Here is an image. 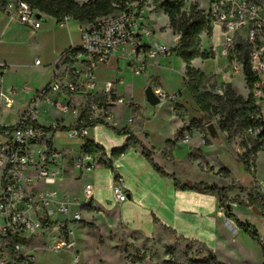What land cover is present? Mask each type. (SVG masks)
Wrapping results in <instances>:
<instances>
[{"label": "built area", "instance_id": "obj_1", "mask_svg": "<svg viewBox=\"0 0 264 264\" xmlns=\"http://www.w3.org/2000/svg\"><path fill=\"white\" fill-rule=\"evenodd\" d=\"M117 7L111 14L82 23L79 46L70 47L60 57L61 73L36 90L17 120L0 131V233L8 238L0 244V264H45L37 252L39 247L33 244L41 242L43 249L54 252L66 250L75 236L72 225L82 222L85 212L105 216V210L92 203V183L84 185L81 196L61 189L68 160L66 151L55 143V133L68 126V135L83 142L94 121L108 122L113 118L114 106H140L134 97L117 95L121 78L105 81L98 92L99 66L117 58L126 61L130 70L139 75L146 71L150 58L173 54L165 43H145L144 38L151 36L153 30L138 8ZM0 10L7 15L9 24H21L31 32L41 29L44 19L53 18L25 0H0ZM206 15L205 32L212 37V51L225 59L221 73L229 69L231 75H242L245 80L244 98L251 105L242 117L245 125L241 132L253 142L237 145L234 150L244 159L249 155L248 170L255 173L251 164L257 151L249 150H264V4L252 0H210ZM70 18L66 15L59 21L54 19L64 27ZM75 49H79L78 54L66 60ZM35 64H41V59L36 58ZM225 84L218 88V93L224 94ZM23 90L27 92L29 88L25 86ZM153 90L160 98L159 104L169 97L162 87ZM18 94V88L5 87L0 81V111L3 107L14 108ZM103 94L107 95L105 100L100 97ZM42 104L47 106L45 111L58 110L73 116V121L66 125L63 118L56 117L50 124H43L39 118ZM86 122L89 125L78 127ZM133 122V116L129 117L128 124ZM214 124L220 132L217 122ZM202 143L207 144L205 138ZM83 144L74 158V168L80 172L100 164L97 155L85 151ZM113 193L118 204L128 200L119 175L114 178ZM232 207L230 202L220 205L218 212L236 231L238 227L228 215ZM261 240L263 243L262 236Z\"/></svg>", "mask_w": 264, "mask_h": 264}, {"label": "crops", "instance_id": "obj_2", "mask_svg": "<svg viewBox=\"0 0 264 264\" xmlns=\"http://www.w3.org/2000/svg\"><path fill=\"white\" fill-rule=\"evenodd\" d=\"M141 11L153 33L161 28L157 26L156 20L159 15L165 13L164 10L146 7L141 8ZM81 25L82 23L73 17L68 20L64 27L58 26L54 18H47L44 19L41 29L31 32L26 26L21 24H9L7 15L0 10V81L3 82L5 87L13 86L18 88L19 94L17 97L20 95L25 96L24 105H26L36 90L44 87L53 77L61 73L62 60L60 57L70 47L79 46ZM164 28L168 29L172 34L173 40L171 42L159 35L156 39L153 36L145 37V43L161 42L171 48H176L179 44L180 36L170 26L169 17ZM174 54L177 55L176 53ZM174 54L167 58H150L147 61L145 76H142V74L136 75L130 70L122 69L121 59L117 58H113L109 64L101 65L97 68L98 92L102 91L105 81L118 77L122 79V82L117 85V95L127 98L134 97L140 102L138 108L143 119L141 129H136V125L128 124V118L133 116V108L125 105L113 107L114 116L110 119V125L118 129L133 126L136 129L134 135L152 151L154 160L163 166L167 172L174 174L181 183L192 185L205 182L209 184L207 181L208 177L212 175L221 177L220 174L222 172L231 182H249L251 178L248 179L239 175L236 162L230 156L231 147L226 140L219 139L220 141H225L230 152L222 149V146H216L213 142L214 138L210 135H208V138L212 141L207 144L202 143L204 133L192 123L200 121L204 113L185 83L186 63L178 55L175 58ZM29 57L30 61L27 62L26 59ZM36 58L41 59V64H35ZM198 59L202 60L201 57L195 58L192 62L194 67L201 69L207 74L214 73L218 79L221 78L226 82H230L231 73H221L225 66L224 58L218 57L215 59L216 67H212L211 71H206L203 64V66L196 65ZM163 61L166 63L163 64ZM27 63L31 66L36 65L47 72L48 75L41 86H37V84L31 86L29 82H25L26 78L18 75V72ZM104 71H110V78L99 75V73ZM15 76H18V78L12 79ZM180 78L179 91L175 92L177 87L174 84L179 83ZM150 85L164 88L169 94L167 100L161 104L151 105L147 101L145 94L141 96L138 91L141 87L146 90ZM25 86L29 88V91L23 90ZM175 104L181 106L179 112L180 114L184 112V119L176 112ZM124 106L129 109L127 117L124 121H116L115 112L122 110ZM1 113L2 111H0V116ZM16 120L17 117L14 118L12 123ZM0 124L8 125L9 123L0 122ZM91 130L97 133L98 139L95 137L91 138L89 135L88 138L105 147L107 153L105 158L112 160L117 174L123 178L124 190L128 194V200L121 204L116 202L113 193L115 172L103 164L96 166L94 170L98 173L99 171H107L110 174V179L103 181L97 175L94 177L93 182L86 181L84 185L88 182L93 184L94 195L92 203L95 207L105 210V216L85 212L83 222L72 225L75 231L72 246L64 251L75 255V257L77 256L78 258L77 260L75 258V262L79 263L81 261V264H111L104 257L107 250L113 249L114 253L120 255L122 264H128L125 254L117 250L116 247L123 245L124 237L129 241V237L134 232L145 237H152L159 229H164L162 225L154 222V211H156L155 215L163 224L176 230L178 237L184 240H198L216 252L221 246H228L233 235L245 234L249 240H254L242 229L238 228L234 232L226 224L225 218L218 212L221 202L220 196L206 191L177 188L174 179L163 176L158 172L146 158L140 147H131L121 156L113 157L112 151L124 146L130 137L129 134H118L102 123L92 127ZM104 142H107L108 145H105ZM82 143L78 145V148L75 146L76 144H57L59 148L66 151L68 164L70 157L77 155ZM170 148H172V151L168 153ZM243 166L248 172L244 163ZM72 172L73 175L68 177L69 180L65 186L60 184L61 189L74 196H81L84 185L80 186L79 182L83 178V172L78 171L76 173L74 167ZM227 185L224 184L223 187ZM148 199L151 204H149L147 209L149 214H151L153 225L155 224L156 227L154 231L146 234L138 225L134 224L137 221L139 222V211L141 207H145ZM153 206L155 210H153ZM115 210H117V215L116 221L113 223L110 217H114ZM239 218L241 219V217ZM129 226H132L130 236L127 237L126 233H124L123 237L110 244V237L114 238L113 236L118 235L117 229L121 228L124 230ZM104 227L109 228L110 234L104 233ZM38 244L37 252L40 259L45 264H52L43 260V252L47 251V249L42 248L43 244L41 242ZM134 245L137 246L136 244Z\"/></svg>", "mask_w": 264, "mask_h": 264}, {"label": "rangeland", "instance_id": "obj_3", "mask_svg": "<svg viewBox=\"0 0 264 264\" xmlns=\"http://www.w3.org/2000/svg\"><path fill=\"white\" fill-rule=\"evenodd\" d=\"M77 1L85 2L87 0H77ZM209 3L210 0H188L185 5V9L189 10L191 4H197L198 9L207 10L209 8ZM153 6L154 5L152 1H147L141 4L140 0H127L120 7L138 8L141 11V8H146V7L154 8ZM156 21H157V26H160L161 28L155 31L151 36H153V38L156 39L157 36L160 35L163 36L164 39H166L168 42H171L173 40V36L170 33V31H168V29L164 28V26L167 24L168 16L165 13H162L161 15L158 16V19ZM200 47L201 50L205 51L206 54L208 53V55L207 57L202 58V60L198 59L196 61V65H200V66L204 65L206 71H211L212 67H216L215 59H217L218 57L212 51V37L210 36V34L206 33L205 31L201 34ZM172 49H173V54L176 53L174 51V48ZM174 57L177 58L178 56L174 54ZM26 61L29 62L30 57L27 58ZM164 63L166 62L163 61V64ZM121 65H122L121 66L122 69L130 70L126 61L121 60ZM225 71L226 73H230L229 69H226ZM145 74L146 72H143L142 76H145ZM18 75H20L23 78H26L25 82H29V85L31 86L33 84H37V86L38 85L41 86L42 82L46 79L48 74L44 69L39 68L36 65L31 66L30 64L27 63V65L18 72ZM99 75L106 78H110V71L101 72L99 73ZM210 75H212L213 78L206 84L207 89H211L213 87L221 88L226 83L223 79L221 78L218 79L217 77H215L214 73H211ZM17 78L18 76L12 77V79H17ZM180 83H181V78L179 79V83L177 82V84H174L175 87H177L175 92L179 91L178 85H180ZM226 84H230L232 88L237 92V94L243 97L247 96V88L245 86V80L242 75L239 76L231 75L230 82H227ZM138 91L141 96L145 94V88L143 87L138 89ZM24 100H25V96L23 97V95H20L19 97H17V104L14 108L7 109L3 107L1 110L2 113L0 116V122L1 123L8 122L9 124H11L14 118L18 117V114L21 111V109L25 106ZM45 108H47L46 104H42L41 106L42 113L40 114L39 118L43 124H50L55 120L56 117L63 118L66 125L71 124V122L73 121V116L71 115L62 114L58 110H52V108H48V110L45 111L44 110ZM128 112L129 109L126 108L125 106L123 107L122 110L115 112L116 121L119 120L124 121L128 115ZM218 118H219V114L212 116L209 119L208 123L207 121H201V122H196L194 125L195 127L199 128L201 132L204 133L202 138H205L207 143H210L212 141L208 138L209 132L207 129V125L209 123H216V122L219 125ZM108 123L110 124V121H108ZM67 127L68 126H65L64 129L55 133L54 140L56 145L76 144L75 146H77L78 148V145L81 144L82 139L74 140L73 138H71L68 135ZM219 133H220V138L226 140L231 147L232 152L230 153V156L236 162L235 164L239 175L251 179L249 182H244V183H241L239 181L231 182V180L227 179V176H225L224 172H222V174H220L221 177H218L217 175H212L207 178V181L210 185L213 186L218 185L219 187H223L224 184H228L226 187L224 186L225 188H227L225 190L226 197L223 201L220 202V205H224L229 202L233 203L234 204V207H232L233 213L236 214L238 217H241L243 221L250 223L257 228V230L260 232V235L263 238V245H264V150L258 148L256 152V159L254 163L251 164L253 167H255V173H252L246 167L248 170L247 172L245 167L243 166V162L238 158L239 155L236 153L234 148L237 145H242V144L247 145L248 142H253V140L247 138L245 134L241 131H237L232 136L231 140L227 138V136L223 131H220ZM89 137L91 138L95 137L98 139L97 133H94V131L92 130L90 131ZM213 142L216 146L219 147L222 146L221 147L222 149H226L229 151L228 145L225 143V141L223 142L220 141L219 139L214 138ZM104 144L108 145L107 142H104ZM74 158L75 157H70L69 159V164L67 165V168L65 170L64 177L61 179L62 186L63 185L65 186V184L69 180L68 177L73 175L72 169L74 167ZM75 172L77 173L78 169H75ZM97 175H99V178L103 181L110 179V174L107 171H99L98 173L93 168L92 170H85L83 172V178L81 182H79V185L83 186L86 181L93 182L94 177H96ZM149 204H151V201H149L148 199L145 207L144 206L143 208L141 207V210L139 211V222L137 221L136 224H134V225H138L142 229V231H144L146 234L154 231L156 227L155 224L153 225L151 214H149V211L147 209V207H149ZM254 205H256L260 209L261 212L259 214H257L252 209ZM153 210H155L154 206H153ZM116 212L117 210H115L114 212L113 215L114 217L112 216L110 217V220L113 223H115L116 221V215H117ZM154 212L156 214V211ZM124 230L121 228L117 229L118 235L113 236L114 238L110 237V244L113 243V241L118 240L120 237H123L124 233H126L125 235L127 237L130 236L132 232V226H129ZM103 231L104 233L110 234L108 227H104ZM124 238L125 239L122 242L123 244L126 245L127 242L128 243L133 242L131 244L133 245L136 244L138 248L141 250L140 253H138L134 250L132 246L126 245L128 247V250L131 252L133 256L128 260V264H166L165 260L170 258L172 254L170 252V249L173 248L175 245V236H173V234L166 229H159L158 232H156L152 237H145L137 232H134L132 236L129 237L128 239L129 241L126 240V237ZM33 245H39V244H33ZM181 245L184 249L186 248L187 245L191 246V249H189L188 251V254L191 258L202 259L206 256L205 251L198 244L191 243L189 240H182ZM65 252L66 251L62 250L60 252L51 253L50 251L47 250L43 252L44 254L43 260L49 261L52 264H81V261L79 263L75 262V255ZM214 253L217 258V261L222 264H264V255H263L262 246L258 243L257 240H253V241L249 240L245 234L233 235L231 242L229 243L228 246L223 245L220 248H218L217 252L214 251ZM143 254H146V258L141 261L140 257ZM104 258L111 264H122V259L120 255L118 253H114L113 249L107 250Z\"/></svg>", "mask_w": 264, "mask_h": 264}, {"label": "trees", "instance_id": "obj_4", "mask_svg": "<svg viewBox=\"0 0 264 264\" xmlns=\"http://www.w3.org/2000/svg\"><path fill=\"white\" fill-rule=\"evenodd\" d=\"M31 4L35 9L40 10L48 16H51L58 21L63 19L64 16L69 15L74 19L79 20L81 23L92 21L98 17H102L108 14L113 13L118 9L117 5L124 4L127 0H87L85 2H79L77 0H25ZM141 4L152 1L155 9L164 10L165 14L168 15L170 20V26L175 31L176 34L180 36L179 44L174 51L178 56H180L183 61L186 63V78L185 83L194 96L198 106L203 111L204 115L200 121H194L192 125H195L196 122L207 121L209 119L219 114L218 122L221 131L226 133L227 138L231 140L232 136L237 132L241 131L244 128V123L241 122L242 117L245 115L246 110L251 105L250 100H245V98L232 88L230 84H226L224 89V94L217 92L218 88L213 87L207 89L206 84L213 78L212 75L205 73L199 68H196L192 65V62L195 58L207 57L205 51L201 50V34L205 31L208 26V19L206 15V10L198 9L197 4H191L190 9H185V5L188 0H140ZM257 3H264V0H252ZM79 49H75L71 52V55L66 58L69 60L72 56L78 54ZM101 99L105 100L107 95L103 94L100 96ZM116 98L115 95H113ZM181 106L175 104V110L184 119V112L180 114ZM133 126L136 125V129H141L143 125V119L139 112L138 107L133 108ZM104 124L108 128L114 130L118 134H129L130 137L127 143L112 151L113 157L117 158L124 154L131 147H140L145 154L146 158L153 165V167L160 172L163 176L172 177L177 188L183 190H198L206 191L213 194H216L221 197L220 201H223L226 197L225 187L211 186L205 182H200L198 184H185L181 183L174 174H170L165 170V168L159 165L153 157L152 151L146 147V145L140 141L135 135L134 132L136 129L133 126H127L121 129H118L104 120H96L92 123V126L98 124ZM89 122L85 124H80L78 127L87 126ZM10 126H5L0 124V131H4ZM64 129V128H63ZM83 149L91 154H96L98 162L112 169L115 172V177H117V172L113 166L111 159H106V149L105 147L97 143L96 141L85 137L83 139ZM172 151V148L168 150V153ZM256 152L257 149L253 148L249 150L250 152ZM249 155L247 154V159H244L240 156L238 158L245 164L248 168L250 165ZM229 217H231L238 228L242 229L247 233L252 239L257 240L258 243L262 246L263 255H264V245L261 240V235L256 229V227L250 223H247L241 220L236 214L232 212V209L228 212ZM154 222L156 224L162 225V227L170 231L175 236V245L170 249L171 257L165 260L166 264H222L217 261L214 251L208 247L205 243L198 240H189L191 243L198 244L206 253V256L202 259L191 258L188 254L190 245H187L184 249L181 245V241L184 240L181 237L177 236V232L170 226H167L162 223V221L154 214ZM83 222V221H82ZM8 241V238L0 233V244H5ZM127 246H132L134 250L140 253V249L131 244L126 243ZM125 244L117 246L116 249L125 254L127 260L132 256L131 252L128 250V247ZM146 254H143L140 257V260H144Z\"/></svg>", "mask_w": 264, "mask_h": 264}, {"label": "water", "instance_id": "obj_5", "mask_svg": "<svg viewBox=\"0 0 264 264\" xmlns=\"http://www.w3.org/2000/svg\"><path fill=\"white\" fill-rule=\"evenodd\" d=\"M145 96H146V99L147 101L152 104V105H157L160 103V98L156 95V93L154 92L153 90V86H148L145 90ZM207 129H208V132L210 134V136L212 138H216V139H220V133H219V130L218 128L216 127V125L214 123H209L207 125ZM252 209L257 213L259 214L261 211L260 209L254 205L252 207Z\"/></svg>", "mask_w": 264, "mask_h": 264}]
</instances>
